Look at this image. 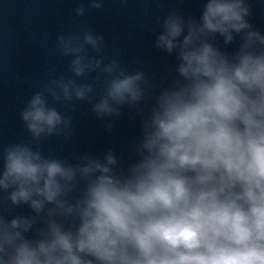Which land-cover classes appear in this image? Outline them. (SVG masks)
<instances>
[{
  "label": "clouds",
  "instance_id": "9594fccd",
  "mask_svg": "<svg viewBox=\"0 0 264 264\" xmlns=\"http://www.w3.org/2000/svg\"><path fill=\"white\" fill-rule=\"evenodd\" d=\"M250 16L248 0H205L198 19L156 17L154 47L177 61L163 80L107 55L91 27L57 34L66 73L48 68L19 111L27 139L2 148L0 264H264V33ZM85 102L108 130L139 117L129 161L45 155Z\"/></svg>",
  "mask_w": 264,
  "mask_h": 264
},
{
  "label": "water",
  "instance_id": "95a60500",
  "mask_svg": "<svg viewBox=\"0 0 264 264\" xmlns=\"http://www.w3.org/2000/svg\"><path fill=\"white\" fill-rule=\"evenodd\" d=\"M204 2L106 0L103 10H92L85 17L73 20L72 9L86 4V0H0V167L2 148L28 137L19 111L47 79L48 68L55 66L57 74L66 73L67 62L55 54L57 34L81 24L91 27L105 36L107 55L119 57L131 71L150 65L151 71L163 80L174 72L177 61L175 55L154 47L161 30L155 18L179 8L185 15L198 19ZM248 3L251 5L250 23L264 33V0H248ZM144 9H150L151 14L145 16ZM217 42L222 50L235 52L240 38L237 36L231 45L225 46L223 37L217 36ZM73 116L71 141L50 138L42 144L45 155L68 158L75 163L73 157L81 153L102 158L112 149L125 162L132 158L130 145L139 135V117L125 109L108 130L106 121L98 119L86 102L79 105ZM17 212L29 214L30 209L21 206Z\"/></svg>",
  "mask_w": 264,
  "mask_h": 264
}]
</instances>
